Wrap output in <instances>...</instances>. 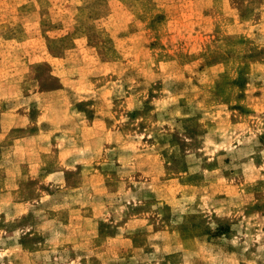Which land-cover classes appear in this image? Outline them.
<instances>
[{"label":"rangeland","instance_id":"374dc122","mask_svg":"<svg viewBox=\"0 0 264 264\" xmlns=\"http://www.w3.org/2000/svg\"><path fill=\"white\" fill-rule=\"evenodd\" d=\"M0 264H264V0H0Z\"/></svg>","mask_w":264,"mask_h":264}]
</instances>
